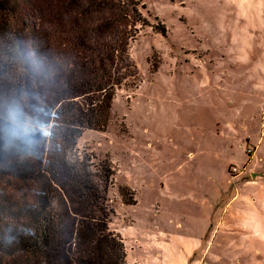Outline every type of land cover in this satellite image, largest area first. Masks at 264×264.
Returning <instances> with one entry per match:
<instances>
[{
	"label": "rangeland",
	"instance_id": "obj_1",
	"mask_svg": "<svg viewBox=\"0 0 264 264\" xmlns=\"http://www.w3.org/2000/svg\"><path fill=\"white\" fill-rule=\"evenodd\" d=\"M21 5L25 30L14 36H25L37 63L21 83L26 102L49 113L40 142L57 163L47 167L50 245L38 264H224L246 255V264H264L257 233L225 225L237 206L264 213V0ZM13 84L5 74L0 94ZM105 89L110 118L89 128L92 109L103 119L95 105Z\"/></svg>",
	"mask_w": 264,
	"mask_h": 264
},
{
	"label": "trees",
	"instance_id": "obj_2",
	"mask_svg": "<svg viewBox=\"0 0 264 264\" xmlns=\"http://www.w3.org/2000/svg\"><path fill=\"white\" fill-rule=\"evenodd\" d=\"M22 1L0 0V81L7 74V78H13L16 91H24L21 82L28 80L27 72L33 75V66L37 67L36 62L31 65L25 36H14L16 27L25 30ZM112 99L113 91L105 89L95 105V112L103 119L100 123L92 117V109L89 128H104L110 118ZM51 160L53 163L42 151L40 140L28 145L0 136V264H38L37 252L50 245L51 179L47 167L57 165L54 157Z\"/></svg>",
	"mask_w": 264,
	"mask_h": 264
},
{
	"label": "clouds",
	"instance_id": "obj_3",
	"mask_svg": "<svg viewBox=\"0 0 264 264\" xmlns=\"http://www.w3.org/2000/svg\"><path fill=\"white\" fill-rule=\"evenodd\" d=\"M28 97L23 90L0 94V136L6 140L33 145L50 135L49 113L38 104H28Z\"/></svg>",
	"mask_w": 264,
	"mask_h": 264
},
{
	"label": "crops",
	"instance_id": "obj_4",
	"mask_svg": "<svg viewBox=\"0 0 264 264\" xmlns=\"http://www.w3.org/2000/svg\"><path fill=\"white\" fill-rule=\"evenodd\" d=\"M253 175H257V173H254ZM255 177V176H254ZM239 197L233 196L229 202L227 203L228 207L230 208L231 205L238 199ZM231 202V205H229V203ZM238 208H236L235 210L229 211L226 210L225 214L229 213V216L227 217V223L225 224L229 231L233 232V233H237L239 230L243 231V232H249L250 230L253 231L252 234L255 235V233H257V238L261 241H264V213H262V215H257L256 217L252 218V216H254V212L253 211H248V212H244V210L242 209V207L237 206ZM250 216V217H249ZM236 219V222L234 221ZM249 233L246 234V236H242V240L244 238H248ZM260 237V238H259ZM237 248H244V244L243 242L241 243V245H238ZM207 250V246H205L201 251L204 254ZM240 256H236V258L234 259H230L225 261L224 264H246L249 262V257L248 255H246L245 257L242 256L241 258H239ZM202 258V257H201ZM200 260L196 263V264H200ZM264 260V258H263ZM217 262V261H215ZM220 263H222L221 261H218Z\"/></svg>",
	"mask_w": 264,
	"mask_h": 264
},
{
	"label": "built area",
	"instance_id": "obj_5",
	"mask_svg": "<svg viewBox=\"0 0 264 264\" xmlns=\"http://www.w3.org/2000/svg\"><path fill=\"white\" fill-rule=\"evenodd\" d=\"M246 152L249 153V152H251V150L249 148H247ZM232 169L235 170L236 167L234 166Z\"/></svg>",
	"mask_w": 264,
	"mask_h": 264
}]
</instances>
